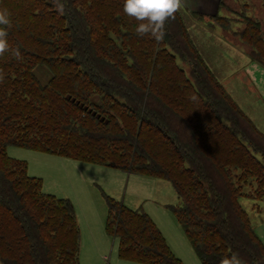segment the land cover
<instances>
[{
  "label": "trees",
  "instance_id": "trees-1",
  "mask_svg": "<svg viewBox=\"0 0 264 264\" xmlns=\"http://www.w3.org/2000/svg\"><path fill=\"white\" fill-rule=\"evenodd\" d=\"M63 2L62 15L52 0H0L13 21L9 43L23 56L0 57V264H81L73 203L44 191L8 145L166 179L181 198L167 206L202 264L233 252L264 264L240 201L264 199V132L202 57L180 9L157 43L135 33L123 0ZM215 21L229 28V18ZM243 21L237 33L264 66L261 22ZM249 182L255 191L244 189ZM103 195L119 257L184 264L142 207Z\"/></svg>",
  "mask_w": 264,
  "mask_h": 264
},
{
  "label": "rangeland",
  "instance_id": "rangeland-1",
  "mask_svg": "<svg viewBox=\"0 0 264 264\" xmlns=\"http://www.w3.org/2000/svg\"><path fill=\"white\" fill-rule=\"evenodd\" d=\"M242 1L249 3L245 14L241 7L226 14L231 17V31L242 28L243 18L249 15L260 20L264 36L262 0ZM187 17L186 15L185 19ZM187 21L185 20V24L191 27L194 35L191 37L213 73L240 107L251 115L254 124L264 132V66L252 58L251 47L242 41L238 33H226L229 28H224L226 32L222 33V25L211 19L205 21V25L198 23L192 26L193 21L189 19V24ZM209 22H213L214 31L209 28ZM207 30L209 34L205 33ZM176 59L179 65L188 69L186 61L178 55ZM35 70L44 82L50 76V72L42 65ZM7 152L27 161L28 173L42 179L44 191L67 197L73 203L80 228L81 264H148L119 257L118 238L108 234L105 228L108 209L103 192L132 208L139 207L143 202L144 207L153 208L154 205L155 208L153 212L150 210L149 215L162 227L174 253L184 264H202L173 211L166 206L181 203V198L170 181L16 145H8ZM243 187L256 190L250 182L244 183ZM240 201L248 212L252 225L256 226L264 221V199L242 197Z\"/></svg>",
  "mask_w": 264,
  "mask_h": 264
},
{
  "label": "clouds",
  "instance_id": "clouds-1",
  "mask_svg": "<svg viewBox=\"0 0 264 264\" xmlns=\"http://www.w3.org/2000/svg\"><path fill=\"white\" fill-rule=\"evenodd\" d=\"M56 10L64 14L66 5L63 0H52ZM182 0H123V12L134 19L137 24L135 33L140 36H150L157 43L164 40L166 35V23L175 18ZM13 27L11 12L7 8H0V57L6 53L17 61L23 59L20 47L9 43V30ZM5 81V73L0 69V84ZM191 99L195 100L193 95ZM218 264H245L239 253L233 252L222 257Z\"/></svg>",
  "mask_w": 264,
  "mask_h": 264
},
{
  "label": "crops",
  "instance_id": "crops-1",
  "mask_svg": "<svg viewBox=\"0 0 264 264\" xmlns=\"http://www.w3.org/2000/svg\"><path fill=\"white\" fill-rule=\"evenodd\" d=\"M240 7L242 8V13L245 14V10L249 7V3L247 1H242V0H182V4H181V7H180V11H181V13L183 15L184 20H186V21L188 20L187 23L189 22V19H190V21H193L191 23L192 26H193V24L195 25V24H198V23H200L201 25H205V21H208L210 19L213 22H216L215 21V17L218 16V15L219 16L227 17V18H229V29L226 32L225 31L226 29H224V27L222 26L221 32L223 33V31H224L226 33H229V31H231V29H230V26H231V17L229 15H226V14H227V12H229L231 10H235L237 8H240ZM186 15L188 16L187 19H185V16ZM246 16H249V15H246ZM250 17H253V16H250ZM191 19H193V20H191ZM212 23L209 22V24L211 25V27H209V28H212L211 30L214 31L215 30V27H214V25ZM243 25H244V21H243ZM202 27H205V28L208 29V27H206V26H202ZM190 28L191 27H188V30L190 31L191 35L194 37V35L192 34ZM241 29L242 28H239L238 30H236V31L233 30L231 32L237 33ZM205 33H208L209 34V31L207 30ZM252 120L254 121V119H252ZM79 161H81V160H79ZM81 162H85V161H81ZM85 167H87V166H85ZM158 202H161L162 203V201H158ZM144 204H145V202H143L142 205H140L139 207H142L143 206V209L145 211H147L148 214L151 215L150 210L153 212L155 206L153 205V208H151V207H144ZM164 204H166V203H164ZM155 214H157V212ZM155 223L158 225L157 221H155ZM263 224H264V221L262 220V222L259 223V225H256V226L253 225V227H254L255 231L257 232V234L261 237L262 241L264 242V229L262 230ZM158 226L162 230L163 235H165V238H166L167 242L169 243L168 237L164 233L162 227L160 225H158ZM170 244H171V242L169 243V245ZM170 247H172V244L170 245Z\"/></svg>",
  "mask_w": 264,
  "mask_h": 264
}]
</instances>
